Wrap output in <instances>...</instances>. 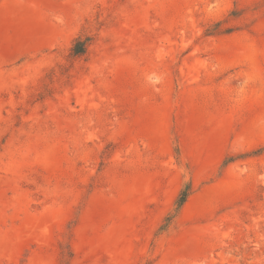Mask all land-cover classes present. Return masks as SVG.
I'll use <instances>...</instances> for the list:
<instances>
[{"label":"rangeland","instance_id":"rangeland-1","mask_svg":"<svg viewBox=\"0 0 264 264\" xmlns=\"http://www.w3.org/2000/svg\"><path fill=\"white\" fill-rule=\"evenodd\" d=\"M0 264H264V0H0Z\"/></svg>","mask_w":264,"mask_h":264},{"label":"trees","instance_id":"trees-1","mask_svg":"<svg viewBox=\"0 0 264 264\" xmlns=\"http://www.w3.org/2000/svg\"><path fill=\"white\" fill-rule=\"evenodd\" d=\"M80 52H83V51H79L78 53H80Z\"/></svg>","mask_w":264,"mask_h":264}]
</instances>
